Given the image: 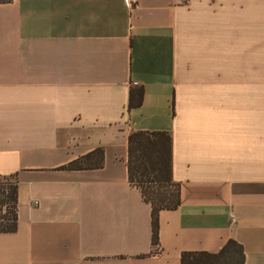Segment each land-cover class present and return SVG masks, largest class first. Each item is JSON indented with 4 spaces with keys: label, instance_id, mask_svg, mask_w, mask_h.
Masks as SVG:
<instances>
[{
    "label": "crops",
    "instance_id": "crops-1",
    "mask_svg": "<svg viewBox=\"0 0 264 264\" xmlns=\"http://www.w3.org/2000/svg\"><path fill=\"white\" fill-rule=\"evenodd\" d=\"M142 88L128 108L130 88ZM171 135L176 208L128 180V134ZM96 147V168L62 166ZM0 264H180L229 240L264 264V0L0 2Z\"/></svg>",
    "mask_w": 264,
    "mask_h": 264
},
{
    "label": "trees",
    "instance_id": "trees-1",
    "mask_svg": "<svg viewBox=\"0 0 264 264\" xmlns=\"http://www.w3.org/2000/svg\"><path fill=\"white\" fill-rule=\"evenodd\" d=\"M10 0H0L6 2ZM142 88H130L128 108L138 105ZM171 135L161 130H132L128 134L127 171L129 182L137 187L151 207V239L158 243V212L179 204V184L172 179ZM103 163V149L92 151L62 166L68 169L96 168ZM17 181L14 176L0 177V231H14L17 214ZM242 246L229 239L216 253H181L180 264H243Z\"/></svg>",
    "mask_w": 264,
    "mask_h": 264
},
{
    "label": "built area",
    "instance_id": "built-area-1",
    "mask_svg": "<svg viewBox=\"0 0 264 264\" xmlns=\"http://www.w3.org/2000/svg\"><path fill=\"white\" fill-rule=\"evenodd\" d=\"M132 0H126L127 3L131 2Z\"/></svg>",
    "mask_w": 264,
    "mask_h": 264
}]
</instances>
